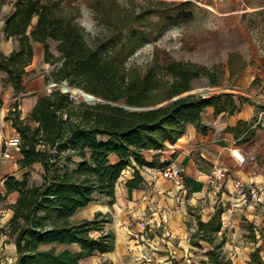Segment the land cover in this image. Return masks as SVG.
I'll use <instances>...</instances> for the list:
<instances>
[{
    "label": "trees",
    "instance_id": "1",
    "mask_svg": "<svg viewBox=\"0 0 264 264\" xmlns=\"http://www.w3.org/2000/svg\"><path fill=\"white\" fill-rule=\"evenodd\" d=\"M189 5L184 2L172 12L163 13L166 25L190 21L192 13L186 10ZM98 6L94 3L91 8L105 14ZM13 8V14L4 19L3 33L7 39L17 40L18 49L9 55L0 52V71L7 75L5 82L11 84L14 94L26 92L24 76L33 62V46L41 44L45 63H60L51 75L54 83L66 82L68 88L81 89L101 103H77L69 91L64 94L54 90L40 97L29 119L22 120L17 102L4 106L0 96V113L7 108L5 121L12 123L21 140L18 165L29 170L22 180L7 177L4 181L6 194L0 195V201L14 193L18 199L7 206L13 216L1 232L14 241L17 260L13 264H81L82 259L94 253L111 252L114 235L93 238L91 233L102 231L108 220L96 215L93 221L74 223L75 213L98 197L114 198L119 179L129 168L134 170V178L128 186L137 187L142 181L140 169L158 167L156 157L166 144H175L183 136L187 124L199 125L209 107L217 113H232L235 102L232 95L180 97L202 77L218 85L214 72L203 66L173 61L143 75L126 68L129 55L145 42L143 34L132 29L131 24L143 20L146 13L128 21L118 16L127 23L126 38L114 27L111 35L90 44L62 0H16ZM50 41L57 43L60 58L50 52ZM118 46L121 51L116 53ZM126 48L130 49L128 54ZM232 64L229 61L231 77L235 73ZM164 102L168 103L155 107ZM123 106L147 110L132 111ZM146 152L155 153L152 162L146 160ZM112 156L117 159L115 163L110 160ZM37 164L43 169L39 185L31 182V171ZM198 224L203 237L213 243L212 235L222 226L220 214L208 223ZM224 241L209 253L217 264H228L221 256ZM51 244H79L82 251L74 254L69 250L42 249ZM251 263L264 264L258 250L252 254Z\"/></svg>",
    "mask_w": 264,
    "mask_h": 264
},
{
    "label": "crops",
    "instance_id": "2",
    "mask_svg": "<svg viewBox=\"0 0 264 264\" xmlns=\"http://www.w3.org/2000/svg\"><path fill=\"white\" fill-rule=\"evenodd\" d=\"M13 3L7 7L0 5V52L4 55L18 49L17 40L7 39L3 33L4 19L14 12ZM33 51V62L24 76L25 93L15 95L11 84L5 82L7 75L0 71V96L4 106L17 102L22 120L29 119L38 99L46 95L42 93L44 76L32 82L25 79L35 70L36 62L44 59L41 44H34ZM259 78L264 86V74ZM255 80V75H249L242 87L233 91L234 112L217 113L215 108L209 107L199 125L187 124L183 136L175 144H166L156 157L158 167L140 169L142 181L137 187L128 186L134 178V170L129 168L119 179L114 198L98 197L75 213L74 223L93 221L96 215L108 220L102 231L91 233L93 238L107 233L114 235L111 252L94 253L82 259L81 264H139L142 255L148 257L147 264H217L211 261L209 253L222 239L225 241L221 256L228 264H252V254L256 250L264 262V92L254 90ZM249 88L252 89L250 95L244 99L243 91ZM7 113V108L0 113L2 196L6 194L4 181L7 177L22 180L29 171L18 165L19 148L9 151L10 159L1 157L4 140L18 136L12 123L5 121ZM31 126L36 127V124ZM145 158L152 162L155 153L146 152ZM110 160L117 161L114 156ZM170 164L181 169L185 190L177 189L161 177L160 169ZM159 165L164 166L159 168ZM215 167L227 172L220 192L209 185ZM33 169L39 174L35 178L31 176L32 182L39 185L43 169L39 164ZM251 190L258 191L259 202L249 200ZM17 199V193L11 194L7 205L14 204ZM218 213L222 226L212 235L211 243L199 231L198 223H208ZM12 216L13 212L0 203V264H13L17 260L14 241L1 232ZM51 248L74 254L82 251L79 244L42 246L45 250Z\"/></svg>",
    "mask_w": 264,
    "mask_h": 264
},
{
    "label": "rangeland",
    "instance_id": "3",
    "mask_svg": "<svg viewBox=\"0 0 264 264\" xmlns=\"http://www.w3.org/2000/svg\"><path fill=\"white\" fill-rule=\"evenodd\" d=\"M15 1L0 0L2 3L0 5L7 7ZM62 1L66 10L70 11L83 28L90 44L98 38L103 39L111 35L115 32L114 27L121 30L119 32L122 38H126L129 31L124 27H127V23L119 19L128 21L133 16L146 13L143 20L131 24L132 29L143 34L145 42L129 55L125 63L126 68L143 75L149 69L161 70L165 64L173 61L189 62L212 70L219 82L213 86L208 78H199L193 81L192 90L180 97L197 95L208 98L214 95H233V91L241 88L243 80L249 75H255L254 90L264 92V86L261 85L259 78L264 74V0ZM184 2L190 3L186 10L192 13V19L188 22L166 25L161 15L172 12L177 5ZM94 3H98L99 11L102 10L105 14L92 9ZM49 47L55 58L61 57L57 43L50 41ZM120 51L121 47L118 46L116 53ZM129 52L130 49L126 48L125 53ZM229 61L233 63L235 71L233 77L230 76ZM59 64L58 61L54 65L46 64L44 59L36 62L35 70L30 71L25 79L32 82L44 76L42 93L48 94V90L61 91V86L66 82L54 83L51 76ZM165 81H168V77ZM251 90L249 88L243 91L244 99H248ZM77 103L86 102L85 99L79 98ZM37 174L38 171L32 169L31 176L35 178ZM0 203L2 207L7 208V199Z\"/></svg>",
    "mask_w": 264,
    "mask_h": 264
},
{
    "label": "built area",
    "instance_id": "4",
    "mask_svg": "<svg viewBox=\"0 0 264 264\" xmlns=\"http://www.w3.org/2000/svg\"><path fill=\"white\" fill-rule=\"evenodd\" d=\"M52 91L48 90V94H50ZM21 144V140L18 136L12 137L10 139L4 140V151L1 153L2 158L10 159L12 158L11 153L9 152L11 149L19 148V145ZM240 160L241 157H238ZM253 165L255 167L258 166L257 162L253 160ZM161 177L166 180L170 181L174 187H176L179 190H185L184 186V179L182 176V171L179 167H177L174 164L167 165L160 169ZM227 179V172L222 167H215L214 171L209 178V185L210 187L216 191L220 192L222 190V183ZM239 190H241L240 186H237ZM249 200L252 203L259 202V193L256 190H251ZM141 261L139 264H147L148 257L146 255H142Z\"/></svg>",
    "mask_w": 264,
    "mask_h": 264
},
{
    "label": "water",
    "instance_id": "5",
    "mask_svg": "<svg viewBox=\"0 0 264 264\" xmlns=\"http://www.w3.org/2000/svg\"><path fill=\"white\" fill-rule=\"evenodd\" d=\"M68 86H67V83H64L62 86H61V92L64 93V94H69L68 92ZM80 92L84 93V95L86 96V99H85V102L86 103H91L92 105H95V104H98V103H101V100L98 99L97 97L93 96V95H90L88 93H85L83 90L79 89ZM70 98L74 101H78L77 99H75L74 97H72L70 94H69ZM177 100V98L174 99V101ZM127 109H130L132 111H141V110H147V109H143V108H129L127 106H123Z\"/></svg>",
    "mask_w": 264,
    "mask_h": 264
},
{
    "label": "bare ground",
    "instance_id": "6",
    "mask_svg": "<svg viewBox=\"0 0 264 264\" xmlns=\"http://www.w3.org/2000/svg\"><path fill=\"white\" fill-rule=\"evenodd\" d=\"M67 90L70 92L71 96L74 97L75 99L80 98V97H82V98L84 97V95L81 94L78 90H74L71 88H68Z\"/></svg>",
    "mask_w": 264,
    "mask_h": 264
}]
</instances>
